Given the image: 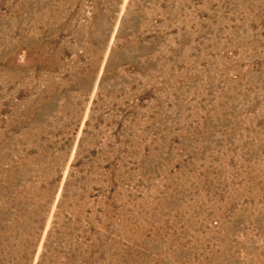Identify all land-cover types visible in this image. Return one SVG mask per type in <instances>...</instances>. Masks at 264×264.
Returning a JSON list of instances; mask_svg holds the SVG:
<instances>
[{
  "label": "rangeland",
  "instance_id": "374dc122",
  "mask_svg": "<svg viewBox=\"0 0 264 264\" xmlns=\"http://www.w3.org/2000/svg\"><path fill=\"white\" fill-rule=\"evenodd\" d=\"M0 264H264V0H0Z\"/></svg>",
  "mask_w": 264,
  "mask_h": 264
}]
</instances>
